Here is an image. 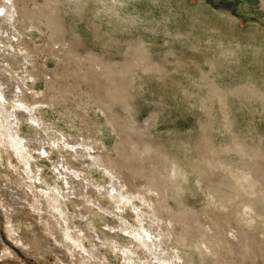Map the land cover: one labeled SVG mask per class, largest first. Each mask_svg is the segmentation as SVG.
<instances>
[{
  "label": "rangeland",
  "instance_id": "1",
  "mask_svg": "<svg viewBox=\"0 0 264 264\" xmlns=\"http://www.w3.org/2000/svg\"><path fill=\"white\" fill-rule=\"evenodd\" d=\"M56 8L53 17L64 25L57 56L37 55L46 47L43 25L26 26L37 51L20 53L19 38L9 44L5 35L13 30L1 18L7 32L0 28V65L7 70L0 68V88L11 98L18 78L27 83L26 95L44 102L34 105L40 128L19 122L28 160L0 145V264H264V0H60ZM86 56L98 67L110 64L118 81L120 70L135 65L126 73L125 105L99 69L101 88L81 77L73 82V71L88 67L71 61ZM242 85L260 95H236ZM83 143L92 144L80 155ZM92 156L105 165L93 164ZM170 161L172 181L165 175ZM116 165V184L124 198L130 195L125 202L105 168ZM243 178L252 189L242 188ZM67 181L72 189L63 203L79 240L69 239V249L54 240L67 233L47 216L45 194L50 187L66 191ZM152 182L165 198L149 192ZM163 211L177 219L153 222ZM124 222L154 228L150 250ZM157 235L179 259L157 261L159 248L151 245ZM184 236L190 240L182 243ZM206 238L229 256L220 262V249L204 244Z\"/></svg>",
  "mask_w": 264,
  "mask_h": 264
},
{
  "label": "bare ground",
  "instance_id": "2",
  "mask_svg": "<svg viewBox=\"0 0 264 264\" xmlns=\"http://www.w3.org/2000/svg\"><path fill=\"white\" fill-rule=\"evenodd\" d=\"M45 2L43 3H39L36 0H0V19L3 18V20L5 19V21H7L6 23H8L11 27L10 30L16 31V33H13V31L9 32L11 33V36L8 37L9 33L5 36H7V41L9 42V44H12V42L9 39L12 38H19L20 41H16L17 42V47L21 48V51L26 52L28 54V57L35 52L37 50H34L32 48V45L28 42L26 36H25V30L27 29L26 26L32 28V29H37V30H41V26L43 25V27H45L46 30V35H47V41L46 43V47L45 49L42 48H37L38 49V54L39 57L44 55L49 52V54L51 53L52 55L57 56L56 54H59L60 52V47H62V44L59 45H55L57 44L56 42L60 39H62V36L64 35V25L61 22V20H55L54 19V15L57 12V8L56 6L59 4L60 0H44ZM76 1V0H75ZM86 1V0H85ZM94 1V0H93ZM113 1V0H112ZM29 2L32 3V6H29ZM79 2V1H78ZM92 2V1H91ZM77 3V2H76ZM80 3V2H79ZM86 5V4H85ZM78 6V5H77ZM85 7V6H84ZM90 7V6H89ZM59 17V16H58ZM2 19L0 20V23L2 25ZM4 26V25H3ZM2 32L7 30H3V27H0ZM2 37V36H1ZM58 39V40H57ZM46 40V39H45ZM76 40V39H75ZM3 40H0V42H2ZM68 41V40H67ZM19 42V43H18ZM71 42V41H70ZM62 43V42H60ZM66 43V42H65ZM64 43V44H65ZM16 44V43H15ZM66 46H69V44H65ZM57 46V47H55ZM16 47V48H17ZM72 51V50H71ZM22 52V53H23ZM76 54V53H75ZM71 56V55H70ZM138 56V55H137ZM26 57V56H24ZM138 58V57H137ZM27 59V58H26ZM37 59H39L37 57ZM144 59V58H143ZM151 59V58H150ZM29 60V59H28ZM41 60V59H40ZM62 60V59H61ZM139 60V59H138ZM62 61H65L64 59ZM152 61V60H151ZM3 62V61H2ZM40 62V61H39ZM44 62V61H43ZM42 62V63H43ZM89 64L88 66H86V64ZM141 64L143 62H140ZM149 63V62H148ZM35 64V63H34ZM40 64V63H39ZM71 64H75L76 68L78 67V64H82L85 67H88L87 70L83 71L82 73L79 72L80 69L74 70L73 71V82H75L74 78L76 77H81L83 79L86 80H92L93 82L96 83V87L100 86V82H99V74L96 73L95 70L99 69V73L106 79L107 81V87L108 90L114 92V96L115 98L117 97L116 95H118L119 97H122V99L124 97H126L127 95H129V92L127 91V88L129 86V79L127 80V74L129 71L131 72L132 68L135 67L134 64L132 63H128L127 64V69L126 72L124 71V69L120 70L119 72L122 73L123 78L120 79L119 81L114 77L115 76V71L114 69L110 66V64L107 63H102L100 65V67H98L99 63L93 59L92 57H85L83 61H80V58H78V60H75V58L71 61ZM139 64V66L141 65ZM147 64V63H146ZM151 64V63H149ZM64 65V64H63ZM44 66V63H43ZM145 66V64H144ZM0 68L7 70V67H4L3 65H0ZM35 68V67H34ZM46 69V67H41ZM152 69V67H151ZM37 70L39 71V73L41 75L46 76V72L45 70H42L40 68H37ZM143 70V69H142ZM146 70V68L144 69ZM143 70V71H144ZM28 71V70H27ZM97 71V72H98ZM9 72V71H8ZM11 72V71H10ZM133 72V71H132ZM56 74V73H55ZM126 74V75H125ZM130 74V73H129ZM132 74V73H131ZM29 75V73H28ZM33 79L36 80L37 78V74H33ZM11 76V75H10ZM62 76V75H61ZM76 76V77H74ZM129 76V75H128ZM131 76V75H130ZM133 76V75H132ZM113 77V78H112ZM17 82L15 83L16 86V91L12 94L11 98L8 97V94L6 92H3L2 89L0 88V145H2L3 147H14L19 153V156H21L22 158H24L25 160H28V156H30L29 151H28V143H25L24 139L19 135L21 133H19L20 131V120L22 118H25L28 120V122L30 121L32 124H35V126H41L40 120L37 117L36 113H35V107L34 105H40L44 102H39L38 98L34 99V97H32L33 95H26V91H28V86L26 85L27 83L19 81L18 78H14ZM22 80V79H21ZM24 80V79H23ZM34 80V81H35ZM51 80V79H50ZM101 80V79H100ZM132 80V79H130ZM103 83V82H102ZM94 84V83H93ZM26 88H25V87ZM91 86V85H90ZM132 86V85H131ZM213 86V85H212ZM48 89L51 88V84L47 85ZM103 87V86H102ZM101 88V86H100ZM77 90L79 91V89L77 88ZM132 90V89H131ZM62 91V90H61ZM263 91V90H262ZM64 92V91H62ZM111 92V93H112ZM128 92V94H126ZM233 92L237 95V94H242V95H249L252 94L255 96H259V92L252 86L249 85H242L241 87H236V89L233 90ZM110 93V95H111ZM30 94V93H29ZM126 94V95H125ZM113 95V94H112ZM131 96V95H130ZM251 96V95H250ZM264 97V93H262L260 95V97ZM42 97V96H41ZM128 97V96H127ZM126 97V99H127ZM248 97V96H247ZM254 97V96H253ZM92 95L91 94H87L86 95V101H84V104H87L88 106L90 105V103L92 101H94L92 99ZM114 98V97H113ZM114 98V99H115ZM124 98V105H125V100ZM97 100V99H95ZM117 100V99H116ZM81 101V100H80ZM120 101V99H119ZM122 101V100H121ZM46 103V102H45ZM100 105V104H98ZM127 105V103H126ZM37 111V110H36ZM27 122V121H26ZM48 129V128H47ZM127 140V139H126ZM28 141V140H27ZM29 142H33L32 140H30ZM85 143H83L82 148H80V150H76L78 154L80 155H84L85 154V150H87L88 147H90V145L92 144H88L86 143L85 147L84 146ZM88 145V146H87ZM25 149V150H23ZM141 149V148H140ZM30 150V149H29ZM23 151V152H22ZM158 153V152H157ZM25 154H27L28 156H26ZM24 155L27 157L25 158ZM93 159V164H99V165H105V163H103V161L101 160V158H99L98 156H92ZM168 159L170 160V157H168ZM173 159V158H172ZM29 163V162H28ZM27 163V164H28ZM163 165V164H162ZM115 166V165H114ZM133 166V165H132ZM154 167V166H153ZM165 167V166H164ZM106 168V172L111 175V189L112 190H116L118 191V198L119 200L122 202L125 199H129L130 195H127L126 198H124V195L122 194V185H117L116 184V179L118 178V171H117V165L116 168L115 167H111L114 169H111L107 166H105ZM163 169V168H161ZM175 165L170 161V165H168L166 167V170L168 173H166V177L168 178H172L173 175H175ZM236 169V168H235ZM134 170V169H133ZM132 170V171H133ZM137 171V170H136ZM170 172V173H169ZM172 172V173H171ZM233 173V172H232ZM61 174V173H60ZM138 175V174H136ZM157 175V173H156ZM160 176V174L158 175ZM61 177L66 178L67 176L65 174H61ZM70 177V176H69ZM165 177V176H164ZM174 178V177H173ZM254 177L250 176V179L252 180ZM119 179V178H118ZM117 179V180H118ZM165 179V178H164ZM247 178H243V180H245ZM67 180V179H66ZM156 180V179H155ZM242 180V179H241ZM172 181V179H171ZM247 180L243 181V185L242 188L246 189V188H250L252 189L251 185H247L246 183ZM253 181V180H252ZM122 182V181H121ZM68 186H67V190L66 191H62V190H58L55 189V187H50V189L52 190L51 192H47L46 194V200L47 202L50 204V208L47 211V216L49 217V215L52 218H55V222L57 223V225L59 227H64L62 231H65L64 229H66L67 235L63 236V237H54V240L57 242H60L62 244V246H66L69 249V239L71 240L72 243H74L75 245L78 244L79 245V240H76L75 237H73L70 233V229H71V225H70V219L68 218V214L65 210V206L63 203V200L65 198H67L66 196H68L70 194L71 191V184L67 181ZM167 183V182H166ZM240 183V182H238ZM160 184V183H158ZM233 184V183H232ZM241 184V183H240ZM70 185V187H69ZM234 185V184H233ZM150 189L149 192H155L158 196V198L162 199L165 198V194L166 192L162 191L158 185L155 182H152V184L150 185ZM161 186V185H160ZM182 186V185H181ZM230 186V185H229ZM237 186V185H236ZM109 187V188H110ZM217 186H215V189ZM219 187V186H218ZM226 188V187H224ZM232 188H234L232 186ZM240 188V186H239ZM254 188V187H253ZM257 188V187H256ZM163 189V188H162ZM255 189V188H254ZM165 190V189H164ZM247 190V189H246ZM256 190V189H255ZM255 190L253 192H255ZM219 192L221 191L220 188L218 190ZM234 191V190H233ZM239 191V190H238ZM124 192V191H123ZM218 192V193H219ZM237 192V191H236ZM250 192V191H249ZM221 193V192H220ZM224 193V191H223ZM226 193V192H225ZM241 193V191H240ZM230 194V193H229ZM228 194V195H229ZM175 195V194H174ZM217 195V194H215ZM223 195V194H221ZM214 197V195H212ZM218 196V195H217ZM132 197V196H131ZM219 197V196H218ZM223 197V196H222ZM225 199V197H223ZM216 199V198H215ZM145 200V199H144ZM116 201V200H115ZM146 201V200H145ZM244 201V199L242 200ZM222 202V201H221ZM221 202L219 200H215L214 203L217 205L218 208L222 209L223 204L221 205ZM4 203V202H3ZM117 203V202H116ZM223 203V202H222ZM226 203V202H225ZM246 203V202H245ZM244 204V203H243ZM7 208V207H6ZM31 208V207H30ZM247 209H251V206L248 205L246 206ZM33 209V208H32ZM36 212L37 211V207L34 208ZM102 209V208H101ZM224 209V207H223ZM7 210V209H6ZM249 212V211H248ZM223 213V212H222ZM231 213V212H230ZM15 214V213H14ZM142 215V214H141ZM40 217H44L43 215L39 214ZM46 216V215H45ZM145 216V214H144ZM181 217L185 219V217H183L181 215ZM243 217V216H242ZM50 218V217H49ZM158 218L157 220L153 221L155 223H159L161 220L163 222H168L169 224L172 223L173 220H176V214H174L173 211H163L162 213L158 214ZM47 221V220H46ZM50 221V219H49ZM122 222V221H121ZM152 222V221H151ZM152 222V224H153ZM48 223V222H47ZM46 223V225H47ZM52 223V222H51ZM49 224V223H48ZM124 224H126L127 227V223L124 222ZM150 224V223H149ZM90 226L94 227L93 224L90 222L89 224ZM129 225V223H128ZM221 225V224H220ZM50 226V225H49ZM125 227V226H124ZM47 228H49L47 226ZM128 228V227H127ZM129 228H131L132 231H129V233H131L133 235V237L135 239H137L144 247H146L148 250H150V245H149V239L151 234L154 232V228L152 227V229L148 228H144L143 226H139V227H134L133 225L130 226ZM128 228V229H129ZM210 230L212 231V233L214 234L215 232L212 229V226H209ZM220 228V227H219ZM51 229V228H49ZM49 229H47L46 231H48ZM126 229V228H124ZM221 229V228H220ZM130 230V229H129ZM158 230V228H157ZM156 230V231H157ZM235 230V229H234ZM236 231V230H235ZM52 232L53 231H49ZM50 234V233H49ZM174 234V233H173ZM172 233H170L169 235H173ZM219 234V233H218ZM52 236L55 235L51 234ZM50 235V236H51ZM153 235V234H152ZM60 236V235H59ZM242 236V235H241ZM158 239L157 241H151V245L155 248H159V254H156L154 257H156L157 261H167V262H171L172 257L174 258H178L179 259V255L178 253H173V252H168L167 248L164 247V235H157ZM46 239L49 241L50 239H48V237H46ZM190 240V239H189ZM187 236H184L181 238V242H187L189 241ZM51 242V241H50ZM93 242V241H92ZM204 244L212 247V248H217L220 249V262H222V260L224 259L225 256H229L227 251L225 250V248L220 245V247H217L215 245V242L213 241L212 238H206L203 239L202 241ZM140 244V245H141ZM186 245V244H185ZM53 246V245H52ZM51 246V247H52ZM61 246V245H60ZM114 247V246H113ZM121 247V246H120ZM207 247V246H206ZM226 247V246H225ZM208 248V247H207ZM125 249V248H124ZM210 249V248H209ZM223 250V251H222ZM124 253V252H123ZM95 254V253H94ZM144 254V253H143ZM91 257L92 254L90 253ZM225 255V256H224ZM97 256V255H96ZM168 256V257H167ZM218 258V257H217ZM233 258H235L233 256ZM106 259V258H105ZM226 259V258H225ZM227 259H231V258H227ZM132 260V259H131ZM181 261V260H180ZM226 261V260H225ZM135 262V260H134ZM232 261L228 262L231 263ZM136 263V262H135ZM132 262V264H135ZM172 263V262H171ZM108 264V263H107Z\"/></svg>",
  "mask_w": 264,
  "mask_h": 264
}]
</instances>
